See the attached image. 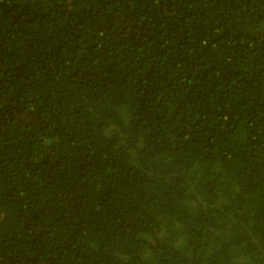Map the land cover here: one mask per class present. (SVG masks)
Segmentation results:
<instances>
[{
  "label": "trees",
  "instance_id": "obj_1",
  "mask_svg": "<svg viewBox=\"0 0 264 264\" xmlns=\"http://www.w3.org/2000/svg\"><path fill=\"white\" fill-rule=\"evenodd\" d=\"M0 264H264V0H0Z\"/></svg>",
  "mask_w": 264,
  "mask_h": 264
}]
</instances>
